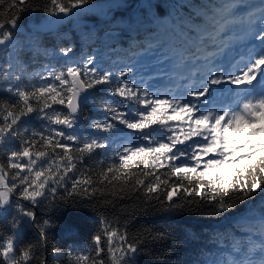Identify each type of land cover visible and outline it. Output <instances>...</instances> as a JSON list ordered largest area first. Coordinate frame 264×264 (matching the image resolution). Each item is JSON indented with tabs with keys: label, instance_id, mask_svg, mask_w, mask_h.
I'll return each mask as SVG.
<instances>
[{
	"label": "trees",
	"instance_id": "obj_1",
	"mask_svg": "<svg viewBox=\"0 0 264 264\" xmlns=\"http://www.w3.org/2000/svg\"><path fill=\"white\" fill-rule=\"evenodd\" d=\"M28 2L29 0H15L17 4ZM62 2L67 3V0ZM149 2L160 5L165 12L164 16L157 15L156 21L152 23L147 21L156 15V9H148L146 13H141L138 0H90L87 8L70 17L59 18L49 16L44 11L48 0H31L30 9L18 11L17 23L22 32L12 30L13 43L0 46V67L7 68L11 64L14 74L22 75V80L15 83L22 88L31 89L34 85L45 83L40 79L41 73L66 70L68 65L81 61L85 54L94 55L98 65L113 70L119 69L122 61H127L154 46L166 53L170 48L173 50L176 46H183L185 51L177 61L186 60V63L192 64L191 61L194 59L192 54L201 55L199 61H202L206 53H197V48L193 44L200 40L199 32L206 34L211 31V17L214 13L211 5L219 4L220 0H184L188 7L180 9L178 16L173 14L171 7L178 0H143V3ZM12 3L13 0H5L4 4L0 5V23L4 24V29H0V38L4 30H11L9 20L17 13V9L10 7ZM205 5L208 7H203ZM102 13H109V18L105 19L106 14ZM113 18L115 23H111ZM66 48L72 49L67 56L62 54V49ZM3 75L4 73L0 72V101L9 98L6 89L10 85L3 81ZM48 80L51 82L52 78L49 77ZM54 83L58 85L59 81ZM93 91L95 94L89 97L80 112L77 132L82 140L100 138L107 147L96 148L91 153L73 151V163L76 167L67 173L65 181L53 184V181L59 180V176L64 174L67 160L63 158V149H53L44 145L40 137H37V143L30 149L34 152L31 159L37 160L32 166L33 172L44 170L45 175H49L59 166L57 174L47 182L45 189L41 190L48 194L46 198H38L40 200L38 205L33 206L31 202L19 197L18 193L24 185L20 184L19 177L13 181L12 175L20 170L7 168L8 154L20 148L19 139L13 142V147L0 144V164L4 165L9 173L6 183L18 186L11 195V207L0 208V250L11 240L14 247L11 257L16 259L18 264H85L78 261L77 257L85 254L96 258L94 237L98 234L104 236L102 230L106 225H110L118 234L126 235L130 240L138 239V251L131 257V264H211L212 261L228 264L229 258L236 255L235 247L242 242H248L247 234L259 233L261 229L259 216L260 209L264 207L262 204L264 193L258 194L254 200L238 202L234 208L225 212H215L213 204L195 195L190 198L180 197L177 201L178 207L168 208L166 191L177 182V176L172 174L174 169L160 168L159 161H154L151 156L134 157L128 162V167L141 175L140 170L144 169L151 170L162 180L169 179V185L161 184L157 193L148 194L146 188L141 186L140 190L119 199L107 194V189L105 195L97 191L93 196L78 195L72 191V181L68 177L73 176L79 179L91 177L94 181L92 187L105 188L107 181L101 184L100 174L106 171L113 160L117 164L120 163L116 153L122 146L127 145L129 140L136 144L141 143L139 139H135L136 134L129 133L126 128L124 131L129 135L125 137L114 131L89 132L90 122L104 120L108 115L98 108L106 94L99 89ZM30 103L35 104L36 101L32 100ZM52 107L66 113V107L63 105ZM46 111L51 113L52 109ZM171 114V110L165 113L166 125H151L144 131L149 132L157 140L177 134H189L184 127L190 122L188 117L181 114L168 120ZM5 116H7L5 105L0 103V125L5 123ZM10 119L9 117V121ZM21 119L27 122L20 128L26 136H30L33 131H43L48 124L47 121L38 119L35 113ZM57 127L60 126L50 125V128ZM25 128L27 132H24ZM64 142L72 144L71 141ZM177 149L183 151L181 144L177 143L173 151ZM38 152H44L45 156L38 158L35 155ZM181 157L177 162H183ZM185 158L188 164L192 163V160ZM144 161H147V166ZM164 162L173 164L170 161ZM20 163L28 164L23 157ZM136 165H139V168ZM200 170L202 169H198ZM237 170V165L230 164L224 171L216 170L209 172L208 175L213 178L223 177L225 182H230ZM20 175H29V180L34 178L27 172V168ZM111 175L112 173H109V176ZM143 178L145 185L155 183L154 176ZM44 179L42 176L41 180ZM179 179L187 186L183 173L179 174ZM204 183L207 184V180ZM65 187L68 191H65ZM52 188H55V192ZM91 190L90 188L89 191ZM148 195L165 198V206H161L155 198L146 199ZM201 195L209 197L213 193L205 188ZM176 199L174 196V200ZM188 199L192 202L187 203ZM20 209H31L34 212V219L24 217ZM252 209L255 210L250 211ZM115 243L119 244L120 241L117 239ZM103 246L105 253H102V256L105 264H111L106 252V236L103 239ZM25 251L28 252L27 259L22 258ZM0 264H5L3 257H0ZM87 264H91V260Z\"/></svg>",
	"mask_w": 264,
	"mask_h": 264
},
{
	"label": "snow or ice",
	"instance_id": "obj_2",
	"mask_svg": "<svg viewBox=\"0 0 264 264\" xmlns=\"http://www.w3.org/2000/svg\"><path fill=\"white\" fill-rule=\"evenodd\" d=\"M4 2L5 0H0V5H3ZM138 3H140L141 13H146L148 9H156V15H153L147 21L148 23L156 21L157 15H165L164 10L158 4L143 3V0H138ZM89 5L90 0H67V3H63L62 0H48L44 11L49 16L57 18L60 16L70 17ZM10 7L17 9V13H14L9 20L13 29H16L19 27L17 23L18 11L30 9L32 3L29 0L28 3L17 4L13 0ZM171 7L173 14L178 16L179 10L188 7V5L184 3V0H178ZM211 8L214 9L211 17V31L201 35L197 47V53H206L203 59L207 61V72L200 75L191 72L189 78L192 82L179 96L157 95L147 87L142 77L137 80L139 73L131 64L115 70L106 69L96 63L94 55L88 54H85L81 61L68 65L66 70L41 73L40 79L45 83L34 85L31 89L22 88L18 83H15L22 80V75L14 74L11 64L7 68L0 67V72L4 73L3 81L10 85L6 89L9 98L0 101L5 105L7 111V116L4 117L5 123L0 125V144L13 147V142L19 139L20 148L10 151L7 161V168L20 170L12 175L13 181L19 177L20 184L24 185L18 193L19 197H22L24 201L31 202L33 206L38 205L40 203L38 198H46L48 194L41 190L45 189L47 182L59 171V166H57L56 171L49 175H45L44 170L33 172L32 166L37 163V160L31 159L34 152L30 149L37 143V137H40L44 145L53 149H63V158L67 160L64 174L59 176V180L53 181V184L65 181L67 173L72 172L76 167L73 163V151L91 153L96 148L107 147L100 138L82 140L77 132L80 125L81 107L84 101L95 94L94 89H99L106 94V98L98 108L108 115L104 120L90 122L89 132L109 133L114 131L121 137L135 133V139H139L141 143L136 144L129 140L127 145L122 146V151L116 153L120 163L117 164L113 160L106 171L100 174V183L104 184L107 181L105 188L92 187L94 181L91 177L79 179L73 176L68 177L72 181L73 192L78 195L93 196L99 191L101 195H105V189H107V194L123 199L124 196L136 192L141 189V186H144L148 194L157 193L161 184L169 185V179L162 180L151 170L141 169V175L128 167V162L132 161L134 157L151 156L154 161H159L160 168L174 169L172 174L177 176V182L173 183L171 189L166 191V206L168 208L178 207L177 201L180 197L190 198L195 195L200 196L201 200L207 199L210 204H213L215 212H225L234 208L238 202L254 200L258 194L264 193V135H260L259 140L255 139L257 135L264 133V0H259L257 4H250L248 0H220L219 4L211 5ZM161 10L163 14H161ZM242 13H246L245 19L249 25L252 43L249 45L250 51L246 59H242L241 63L236 66L235 72H228L224 70L222 64H217L215 60V57L224 53L220 35L234 22V17ZM111 23H115V18ZM157 28H159L158 22ZM0 29H4L3 23H0ZM13 41L14 32L4 30L2 38H0V46L11 45ZM209 47H214L216 50L210 52L208 51ZM71 51V48L62 49V54L67 56ZM192 55L194 59L191 62L195 65L201 59V55ZM49 77L52 78L51 82L48 80ZM54 81H59V84L57 85ZM257 84L261 86L258 93L253 91ZM221 85H230L231 87L221 88ZM217 92H220L221 95L224 93L228 95L226 98L218 100ZM17 97L18 99H15ZM32 100H35L36 103H30ZM53 105H63L67 108V112L54 109ZM47 109H52V112L49 113L46 111ZM168 110H171L172 113L171 116H168V120L181 116V114L188 117L189 128L192 131L185 139L192 140L193 136L200 138V141H194L189 146L190 154L179 149L173 151L177 143H184V140L179 136L176 139L168 136L166 139L157 140L149 132L144 131L151 125H166L167 120L164 116ZM33 113L38 119L47 121L48 124L43 131H33L30 136H26L20 131L21 126L27 123L21 117H28ZM50 125L63 127L50 128ZM193 125H195L194 128ZM125 128L129 130V133H125ZM236 130H239V135L246 139L236 140L228 135ZM24 132H27L26 128ZM64 141H71L72 144ZM169 153L171 155H168ZM240 153L246 154L240 155ZM35 155L39 158L44 157L45 153L38 152ZM181 156H185L195 163L188 164L187 160L177 162ZM209 156L214 158L204 159ZM21 157L29 158V163L21 164ZM164 161H170L173 164L169 165ZM144 164L147 166V161H144ZM228 164L238 167L230 182H225L223 177L213 178L208 175L209 170H217L222 165ZM201 165L203 168L198 171ZM136 167L139 168V165ZM25 168L29 174L34 176L33 179L29 180V175H20ZM109 173L112 175L109 176ZM120 173H124V175H120ZM180 173L184 174L187 186L183 180L179 179ZM8 175L4 165L0 164V208L11 207L10 196L14 193V189L18 188L14 183H6ZM42 176L45 177L44 180H41ZM148 176H154L155 183L150 182L145 185L143 177ZM205 180H207V184L204 183ZM37 181L40 182L37 183ZM90 188L91 191H89ZM205 188L213 195L202 196L201 191ZM52 191L55 192V188H52ZM65 191H68L67 187H65ZM174 196L177 197L176 200H174ZM153 198L157 199L161 206H165V198L152 195L146 197L149 200ZM186 202L191 203L192 201L188 199ZM20 212L24 217L34 219V212L31 209H20ZM259 220L261 223L259 233H248V242H242L235 247L236 255L229 258L228 264H264V207L260 209ZM102 231L107 237L106 252L111 264H131V257L138 251V239L130 240L126 235L118 234L117 230L110 225H106ZM104 236L98 234L94 237L96 258L81 254L77 257L78 261L87 264L91 260V264H105L102 256V253H105ZM117 239L120 241L119 244L115 243ZM13 252V243L9 240L7 246L0 250V257H3L5 264H18V261L11 257ZM27 257L28 252H23L22 258L27 259ZM211 264H222V262L212 261Z\"/></svg>",
	"mask_w": 264,
	"mask_h": 264
},
{
	"label": "rangeland",
	"instance_id": "obj_3",
	"mask_svg": "<svg viewBox=\"0 0 264 264\" xmlns=\"http://www.w3.org/2000/svg\"><path fill=\"white\" fill-rule=\"evenodd\" d=\"M250 1V0H248ZM106 14V13H102ZM171 40V38H170ZM211 49H214V47H211ZM184 48L183 47H177L173 49L172 51L168 50L167 54L164 52L160 51L158 48L154 46L151 50H143L142 53L132 57L131 59L127 61H122L121 62V67H124L126 65H133L136 69L139 75L137 76V80H139L141 77L144 79L145 84L149 89H151L154 93L157 95H164L165 92L160 90L162 85L163 87H166L167 85H170V87L166 88V92H171L173 93L164 95V96H179L180 93L186 91V81H188L190 78L188 76V70H189V65H184L182 68V72H177L175 68L176 64L179 62L177 61V58L183 55ZM181 63H184L181 62ZM180 63V64H181ZM207 63V62H206ZM101 66V64L99 65ZM182 77L179 79V77ZM190 81L188 85L191 83ZM176 88V89H175ZM170 89V90H168ZM179 89L181 92H179ZM186 127V126H184ZM182 127V128H184ZM193 128L195 125L192 126ZM257 127H260V125H257ZM189 129V134L191 133V128H189V124L186 127ZM180 132V131H179ZM188 135V134H187ZM186 134H177L173 136V139H176L177 136L180 137V139L184 140V143L181 144L183 146V151L191 152L190 145L193 144L194 141H200L199 137L193 136L192 140L185 139L187 136ZM228 135L236 140L240 139H246V137H241L239 135V130L233 131L228 133ZM260 135H264V133H261L255 137L256 140H259ZM122 151V148L120 149ZM198 151V149H197ZM246 153H240V155H245ZM214 157L209 156L205 157V160L212 159ZM182 161L184 162L186 160L185 157H181ZM195 162L192 161V164ZM230 164L228 165H222L220 169L217 170H222L224 171L225 169L228 168ZM203 165L200 166L198 169H202ZM216 170H209V172H214Z\"/></svg>",
	"mask_w": 264,
	"mask_h": 264
},
{
	"label": "water",
	"instance_id": "obj_4",
	"mask_svg": "<svg viewBox=\"0 0 264 264\" xmlns=\"http://www.w3.org/2000/svg\"><path fill=\"white\" fill-rule=\"evenodd\" d=\"M89 99V98H88ZM88 100H86V101H84V104L87 102ZM83 104V105H84ZM83 105H82V107H83ZM82 107H81V110H82ZM65 111L67 112V108H65ZM81 112V111H80ZM60 127H63V126H60ZM66 131H67V129H65ZM24 159H25V162H29V158H26V157H23Z\"/></svg>",
	"mask_w": 264,
	"mask_h": 264
},
{
	"label": "bare ground",
	"instance_id": "obj_5",
	"mask_svg": "<svg viewBox=\"0 0 264 264\" xmlns=\"http://www.w3.org/2000/svg\"><path fill=\"white\" fill-rule=\"evenodd\" d=\"M169 39H170V38H169ZM231 39H232V38H227V41H230ZM160 86H161L160 88H161L162 90H165L164 87H163L162 85H160ZM186 87H187V86H186ZM225 95L227 96L228 94H225Z\"/></svg>",
	"mask_w": 264,
	"mask_h": 264
}]
</instances>
